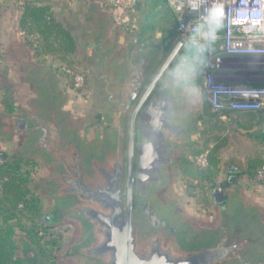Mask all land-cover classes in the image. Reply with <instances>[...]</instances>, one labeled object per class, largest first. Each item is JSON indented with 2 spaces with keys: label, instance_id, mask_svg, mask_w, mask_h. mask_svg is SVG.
Masks as SVG:
<instances>
[{
  "label": "water",
  "instance_id": "obj_1",
  "mask_svg": "<svg viewBox=\"0 0 264 264\" xmlns=\"http://www.w3.org/2000/svg\"><path fill=\"white\" fill-rule=\"evenodd\" d=\"M80 5L63 11L59 22L74 41L94 99L115 123L86 137L69 128L53 79L31 63L24 71L37 95L33 110L11 104L0 115V138L21 135L16 154L38 158L48 171L34 184L51 201L45 221L78 227L65 256L81 264H264V215L238 191L228 192L242 168L209 183L216 206L209 224L190 222L165 198L175 151L199 130L186 109V62L170 66L184 43L149 46L153 38L137 33L119 51L120 38L109 39L103 14L95 22L99 3ZM117 56L121 63L110 72ZM19 252L22 264H45L28 240Z\"/></svg>",
  "mask_w": 264,
  "mask_h": 264
},
{
  "label": "rangeland",
  "instance_id": "obj_2",
  "mask_svg": "<svg viewBox=\"0 0 264 264\" xmlns=\"http://www.w3.org/2000/svg\"><path fill=\"white\" fill-rule=\"evenodd\" d=\"M26 1H43L45 4L51 5L58 21L60 14L66 9L70 12H75L81 6L80 0H0V115L7 113L11 104L18 105L27 112L33 110L32 104L37 99V95L28 81V76L23 66L24 63L25 66L31 63L53 79L55 90L62 97L61 111L68 116V127L77 128L86 137L88 129L95 130L97 128L96 125L102 122V117L96 110L97 103L92 96V86L87 77L86 69L77 60L76 49L75 53L70 55H64L63 53H36L34 50L38 42L36 36L28 35L19 26L20 15ZM138 1L143 3V11H136L134 7L132 9L122 8L115 5L112 0H94V2L99 3V13L103 14L107 25L110 24V28L119 30L108 31L109 39L113 35H117L120 38L121 45H125L134 36L144 11L146 12L148 9L147 5H145L147 0ZM172 22L173 26H171V29L176 31L175 17ZM160 23L161 25L165 24V27L167 26L165 29L169 28L167 23ZM91 30L92 26L88 31ZM167 32L155 31V37L164 44L165 33ZM194 53L197 52L194 51ZM197 57L198 62L192 66L193 73H186L183 76L191 85L186 91L191 98V102L197 105L198 113H203L204 106L208 103V113L218 115L220 113L212 108L202 83L204 59L201 55ZM79 74L84 77L83 85L81 88H75L74 77ZM250 113L254 117L253 120H249L250 122L246 121V118H236L235 113L230 115V117L219 118L220 121H216V117L212 118L208 114L205 115L203 113L204 118L197 122L203 127V130L191 138V148L202 152L207 149H217L216 154L221 164L219 167L220 179L226 176L224 170L228 162L242 164L247 170L250 164L264 162V132H262L264 108ZM261 116L262 119L258 121ZM249 124L251 125L247 129L246 126ZM261 133H263V137L259 136ZM21 139V135H13L9 140L0 138V157L14 155L19 159L27 158L34 161L28 166L31 169L30 187L34 196L40 198L39 215H42L51 206V201L45 197L44 190L36 189L34 184L44 177L48 171L38 158L19 157L16 154ZM185 145L184 143L179 145L174 154L175 160L182 154L190 159L191 150L185 148ZM169 175L170 185L164 191L169 205L179 209L178 214L192 223L206 225L213 222L216 216V208L212 204L209 194L204 193L206 187L193 185V182L183 176L175 166V163L169 169ZM192 185L197 188L194 190L196 193L193 194L188 192L189 186ZM206 195L207 197H205ZM245 203L257 208L264 215V204L251 200H245ZM187 205L197 211L206 208V215L209 214L207 212L208 209H212V220L209 223L203 222L202 218L198 221L194 220L189 212L185 210L188 209ZM186 206L187 208H184ZM18 219H14L10 223L15 225L13 227V238L16 241L17 249L14 252V257L20 260V264H22L19 252L20 242L24 239L35 246L36 251L45 264H81L65 256L67 246L72 244L78 235V227L75 223L65 221L60 224L48 223V226L46 224L36 225L35 230L38 231L37 235L39 237V246H37L26 235V230L31 228V222L24 217ZM33 219H38V216ZM4 231L5 224L0 220V238L3 237Z\"/></svg>",
  "mask_w": 264,
  "mask_h": 264
},
{
  "label": "built area",
  "instance_id": "obj_3",
  "mask_svg": "<svg viewBox=\"0 0 264 264\" xmlns=\"http://www.w3.org/2000/svg\"><path fill=\"white\" fill-rule=\"evenodd\" d=\"M176 20L177 38L198 49L204 59L202 83L217 112H252L264 108V0H166ZM132 9L138 0H112ZM245 72L261 86L234 84L228 73ZM84 77H74L81 88ZM199 168L208 165V150L191 157ZM252 180L264 185V164Z\"/></svg>",
  "mask_w": 264,
  "mask_h": 264
},
{
  "label": "trees",
  "instance_id": "obj_4",
  "mask_svg": "<svg viewBox=\"0 0 264 264\" xmlns=\"http://www.w3.org/2000/svg\"><path fill=\"white\" fill-rule=\"evenodd\" d=\"M19 26L28 35L36 36V40L39 42L34 47L36 53H63L64 55L75 53V44L69 32L57 20L52 6L45 4L43 1L24 2ZM176 34L177 32L174 30L169 31L166 35L165 43L167 47L172 43ZM186 47L192 51L196 50V47L192 45H187ZM250 85L261 86L262 84L254 83ZM208 107L209 104L206 103V112L208 111ZM208 115L212 118L218 116L217 114L210 113ZM253 119L254 117L250 115L249 120ZM250 125L246 126L247 129ZM259 136L263 137V133ZM184 144H186L185 148L191 150L190 159L182 154L175 160V166L193 184L208 187L209 183L216 181L220 173L219 159L216 154L217 149H207L208 165L206 168L201 169L195 165L191 157L198 155L202 151L191 148L192 143L190 142ZM31 163H34V161L27 158L19 159L14 155L0 157V220L5 224L3 237L0 238V264H20V260L14 257L17 244L13 238V227L15 225L10 223L12 220H19L18 218L24 217L27 221L31 222V228L26 230V235L37 246H39V237L35 227L38 224H48L43 219V214L39 215L40 198L34 196L33 190L30 187L31 169L28 166ZM263 164L264 162L250 164L248 169L249 175L253 178L257 169ZM35 216H38V219H33Z\"/></svg>",
  "mask_w": 264,
  "mask_h": 264
},
{
  "label": "crops",
  "instance_id": "obj_5",
  "mask_svg": "<svg viewBox=\"0 0 264 264\" xmlns=\"http://www.w3.org/2000/svg\"><path fill=\"white\" fill-rule=\"evenodd\" d=\"M145 5H147L148 9L146 10V12L144 11V13L142 15V19L138 24L139 25L138 29H136L137 32L134 34V36L131 37V40L135 37V35L137 33H141L144 37L145 33L147 32L146 29L148 28V26L152 27L151 31L154 32V36H155V31H168V28L165 29L167 26L165 27V24L161 25L160 22L167 23V25L169 26L170 22L173 21V18L175 17L171 6L167 3L166 0H147ZM142 6H143V3H140L138 1L137 4L134 6V8L136 9V11H140V10L143 11ZM144 8H146V7H144ZM153 13H154V15H153ZM172 13H173L174 17L172 15ZM152 15L154 16V18H152L153 17ZM176 32H177V30H176ZM168 33H169V31L165 34L167 35ZM176 38H177V34H176L174 40H176ZM131 40H129V41H131ZM120 44H121V42H120ZM195 52H197V53H195V54H197L196 56L201 55L200 52H198L197 48H196ZM183 76H182V78H183ZM223 78L225 81L230 82V83H234V84L250 85V84H254V83H259L255 79L254 76L249 75L245 72L228 73ZM184 80L187 81L186 79H184ZM189 85H190V83L188 82L187 86L184 88L185 94L189 98V102H188L186 109L192 110L193 117L190 118V121L195 123L196 126L199 127V130L196 133L190 135L189 139H187L186 141L180 142L179 145L182 143H187V142L191 143L192 142L191 138L194 135L198 134V132L203 130V127L200 126L197 122L199 120H202V118H204L203 113L205 115L208 114V111L207 112L205 111V106H204V112L198 113L197 105L195 103L191 102V98L186 91V89L188 87H191V85L190 86ZM226 112H228V113H226ZM226 112L225 111L220 112V114H218L219 116L216 117L217 120H219V118L230 117V115L235 113L237 116L236 118H238V119L246 118V121L250 122L249 121L250 115H252L250 112H230V111H226ZM261 119H262V116L258 119V121H260ZM262 126H264V124ZM218 159H219V157H218ZM232 163H234V162H232ZM234 164H237V166L242 168L243 171L241 173L237 174V176H238L237 182L235 184L229 185L228 192L232 193L233 191H238L244 200H251V201H256V202H260L261 204H264V185H260L258 183H255L252 180V177L249 175L248 170H247V168H245V166H243L242 164L236 163V162ZM220 165L221 164H220V159H219V167H220ZM225 177H223V178L221 177V179H220V175H218L215 182L222 181L225 179ZM193 185H195V184H193ZM206 188H205L206 191H204V193H207L210 196V188L209 187H206ZM196 189L197 188H194V190H196ZM194 193H196V192H194ZM210 199H211V197H210ZM210 202H211V200H210ZM212 204L215 206L213 201H212ZM187 206H188V209H185V210H187V212H189V214L192 216V218L194 220L198 221L202 218L201 220H203V222L206 221L205 223H209L212 220V218H213V215H211L212 209L211 210L208 209L207 212H209V214L206 215V210H205L206 208H203L200 211H197L195 208H193L189 205H187ZM187 206L184 208H187ZM215 208H216V206H215ZM179 211L180 210L177 209V213ZM192 218H191V220H192Z\"/></svg>",
  "mask_w": 264,
  "mask_h": 264
},
{
  "label": "flooded vegetation",
  "instance_id": "obj_6",
  "mask_svg": "<svg viewBox=\"0 0 264 264\" xmlns=\"http://www.w3.org/2000/svg\"><path fill=\"white\" fill-rule=\"evenodd\" d=\"M101 18V15L100 13H97L95 14V22L97 23V21ZM110 24H108L107 26V31H119L118 29L116 28H110L109 27ZM171 26H173V22L171 21L170 24H169V28H168V31H174V29H171ZM147 32L145 33L144 35V39L145 40H150L151 38H153V40H151L150 42V45H153L155 41L159 42L160 44L161 41H159L155 36H154V32L151 31L152 30V27L151 26H148V28L146 29ZM151 32V33H150ZM115 36L117 35H113V37L111 39H113ZM166 37V36H165ZM131 40V39H130ZM128 43V42H127ZM126 43V44H127ZM125 44V45H126ZM125 45H121L119 46V51H121L123 49V47ZM187 45H184L183 47H180L178 50H177V53L174 57V59L172 60L171 62V65H174V63H176L177 61L181 60V61H184L186 62V66H185V74L186 73H193L192 71V66L193 64H196L198 62V57L196 56V54L194 53V51L188 49L186 47ZM171 47H173V44L171 45ZM170 47V49H171ZM150 49V47H148V50ZM150 50H153V49H150ZM121 63V58L119 56H117V58L114 60L113 63L110 64V72H113L114 69H115V66L119 65ZM25 64V63H24ZM23 64V66L25 67V65ZM86 71V70H85ZM91 83V82H90ZM92 86V85H91ZM92 91H93V97H94V94L96 93L95 89L92 87ZM9 102V101H8ZM97 112L99 115H101L102 117V122L98 123L96 126L97 128H95V130H98L99 132H101L102 130H105L107 128H109L110 126H112L114 123H115V118H114V115L110 112H107L103 109V105L100 104L99 102H97ZM94 129V128H93ZM262 130L264 132V128L262 126ZM94 130L92 129H88V132L86 133V136L87 135H90L93 133ZM137 140V139H136ZM237 164H234L232 162H228L226 163V166H225V174H226V177L224 180H228L231 178V174L232 172H234V170L237 168ZM170 207L173 209V210H176V208L172 207L170 205ZM43 219L45 220V217H44V214H43Z\"/></svg>",
  "mask_w": 264,
  "mask_h": 264
}]
</instances>
